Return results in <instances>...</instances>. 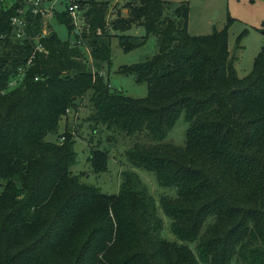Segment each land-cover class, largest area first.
<instances>
[{
    "label": "trees",
    "instance_id": "obj_1",
    "mask_svg": "<svg viewBox=\"0 0 264 264\" xmlns=\"http://www.w3.org/2000/svg\"><path fill=\"white\" fill-rule=\"evenodd\" d=\"M2 3L0 264H264V45L239 77L227 26L193 36L185 4L130 0L126 15L110 24L121 33L119 46L130 51L142 44L123 34L132 25L157 41L150 59L118 68L146 82V96L133 98L88 68L71 43L66 10L53 14L67 30L61 39L27 0ZM76 3L84 10L90 58L102 67L111 60L108 0ZM14 16L25 22L22 39L14 37ZM86 97V121L129 138L128 164L175 189V197L158 199L173 240L161 235L154 199L136 174L124 171L118 192L103 193L70 173L69 134L62 142L45 139ZM181 115L184 146L163 142ZM107 157L90 152L94 173L105 170Z\"/></svg>",
    "mask_w": 264,
    "mask_h": 264
},
{
    "label": "rangeland",
    "instance_id": "obj_2",
    "mask_svg": "<svg viewBox=\"0 0 264 264\" xmlns=\"http://www.w3.org/2000/svg\"><path fill=\"white\" fill-rule=\"evenodd\" d=\"M5 2V0H2ZM0 0V9L6 6ZM54 1V11L63 10L57 0ZM84 0H78L79 4ZM130 0H108V8L105 15L106 39H109L111 60L101 66H94L87 44L88 39L83 38L85 28L73 29L71 43L79 46L88 68L92 72H101L103 79L108 82L111 89L121 90L129 97L141 98L147 94L146 82H138L134 73H119L118 68L142 63L150 59L157 52V41L154 34H145L142 26L132 25L123 34L134 36L136 40H142V44L130 51H123L116 37L120 32L114 31L110 24L118 15L125 16L127 13L126 3ZM171 6L185 4L188 8L187 32L193 36L207 35L214 30H221L227 26V46L231 55H234V68L239 77L246 75L252 67L253 59L264 45V0H165ZM9 2V1H8ZM10 5V3H7ZM82 5V3H81ZM53 7L44 16L45 25H50L61 39H66L67 30L64 24L57 22L53 15ZM228 18L231 20L229 21ZM229 21V23H227ZM75 31H78L76 33ZM243 33L240 40V48L235 50L237 37ZM74 36H77L74 38ZM16 83L11 82L14 87ZM91 108L87 97L84 98L77 108L69 110L58 123L57 133L48 134L47 141H63L62 133L70 135L74 140L73 150L75 162L70 166L72 175H77L79 181L88 185L96 186L101 192L116 194L120 188L122 173L131 171L136 174L148 193L153 197L157 207V214L163 221L161 235L168 240L174 237L169 233V219H167L158 207L160 196L175 197V189L160 186L155 175L142 168L131 167L126 160L125 151L130 145V139L118 135L110 136L103 126H95L86 121ZM94 128H93V127ZM187 123L183 115L179 116L164 138L163 142L171 143L177 147H183L185 143V131ZM66 134V135H67ZM64 135V134H63ZM111 137V139H110ZM114 141H112L113 139ZM94 149L107 151V167L104 171L94 173L87 157ZM193 247V244L189 245Z\"/></svg>",
    "mask_w": 264,
    "mask_h": 264
},
{
    "label": "built area",
    "instance_id": "obj_3",
    "mask_svg": "<svg viewBox=\"0 0 264 264\" xmlns=\"http://www.w3.org/2000/svg\"><path fill=\"white\" fill-rule=\"evenodd\" d=\"M58 3L62 6V2L57 0ZM77 0H64L65 4L63 10H66L71 18L72 24L75 30H79L81 27H86L84 22L83 12L84 10L80 9L78 4L76 3ZM28 4L31 7V12L34 14H40L43 17L45 16L46 12H48L54 5V1L52 0H27ZM55 7V6H54ZM54 7H53V14H54ZM18 14H23L24 9H18ZM24 25L25 22L19 17L14 16L11 20V26L13 27V34L16 39H22L25 36L24 33ZM47 30L44 31L46 33ZM78 33V31H75ZM40 46H38L39 48Z\"/></svg>",
    "mask_w": 264,
    "mask_h": 264
}]
</instances>
